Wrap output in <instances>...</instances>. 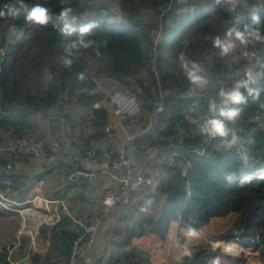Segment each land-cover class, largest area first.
<instances>
[{"label":"trees","instance_id":"1","mask_svg":"<svg viewBox=\"0 0 264 264\" xmlns=\"http://www.w3.org/2000/svg\"><path fill=\"white\" fill-rule=\"evenodd\" d=\"M190 1L197 9L187 11L159 38L163 17L176 13L183 5L180 0H0V48L6 46L4 54L0 53V140L5 131L13 137L33 140L49 136L43 156L48 161L51 156L66 155L65 177L71 168H87L82 159H70L71 148L78 144L95 146L109 137L105 125L110 120L107 106L113 99L100 83L101 78L117 80L127 92L143 99L149 110L150 96L159 94L161 87L170 90L154 128L132 139L145 172L150 173L152 167L162 169L157 201L139 214H119L106 227L101 264H166L154 263L150 251L134 244L133 238L154 232L166 239L172 220L188 229H200L213 217L230 213H235V218L227 234L239 236L245 245L259 249L264 258V71L260 75L255 58L243 54L244 50L258 51L264 59V41L249 38L247 44H242L235 36L246 29L258 30L264 36V0H222L218 4L215 0ZM252 3L258 7L248 8ZM37 5L48 10L46 25L25 19ZM64 9H71L77 29L83 24H96L83 36L85 42H90L88 46L77 43L70 54L66 46L81 37L78 31L69 37L61 33L63 22L59 16ZM145 11L155 12L157 19L141 18ZM217 36L233 44L228 53L222 54L214 47ZM182 53L199 66L206 84L216 89L229 91L237 84L243 85L247 73L252 72L254 82L240 87L245 102L231 105L239 109L234 120L219 117L221 97L209 94L205 99L188 94L192 82L180 66ZM65 58L72 61L69 66H65ZM248 88L259 95H250ZM212 104L217 106L216 111L211 110ZM51 109L64 112L68 122L49 117ZM198 111L224 119L233 135L242 136L246 161L219 138L189 132L190 117ZM80 115L92 123V132L81 129ZM139 119L145 121L149 116ZM54 139L59 141L57 145ZM196 147L204 152L194 151ZM149 150L156 153L149 155ZM173 152H180L174 165L168 162ZM111 155L117 156L118 152ZM33 157L0 152V185L12 178L25 190L32 172L25 165L35 167ZM10 161L13 166L8 169ZM78 233L72 217L63 214L55 224L41 227L40 238L50 243L45 253L32 250L31 258L35 263H48L68 255ZM12 243L7 240L1 245L0 264H11L7 246ZM180 245L184 246L182 242ZM27 247L25 237L19 248L27 251ZM189 253L170 264L217 261L206 245Z\"/></svg>","mask_w":264,"mask_h":264},{"label":"built area","instance_id":"2","mask_svg":"<svg viewBox=\"0 0 264 264\" xmlns=\"http://www.w3.org/2000/svg\"><path fill=\"white\" fill-rule=\"evenodd\" d=\"M183 5L178 9L176 13L170 15L166 19L163 17L162 25L163 29L160 30L158 37L160 38L169 26L175 24L177 19H180L181 10L184 13L187 11V7L191 4L197 5L190 0H180ZM222 0H215L218 4ZM230 7H233L230 6ZM257 8L256 3H252L248 8ZM186 8V10H185ZM193 11V10H192ZM238 12V11H237ZM177 16V17H176ZM8 39H11L9 36ZM6 46L0 48V53L3 55ZM244 55L248 57H254L255 62L258 64L257 71L259 74H263L264 71V59L259 55L258 51L244 50ZM0 64L3 60L1 56ZM203 64V61H200ZM228 91L227 89H221ZM221 90L216 89V86L211 84H204L202 87L196 84H191L188 94H193L198 97H209V94L219 96ZM218 91V92H217ZM170 95L168 88L161 87L159 94L149 97L148 102L151 104V112L149 119L145 121L140 120L137 115L124 116L128 106L139 102V98L132 92H126V103L118 104L113 116L105 125V130L109 133L118 129L123 131L128 140H132L136 136L150 132L156 122L159 114L164 111V100L166 96ZM201 98L196 99L197 103ZM49 117H59L61 121L68 122V118L64 112H60L57 109H51L49 111ZM216 118L214 114L209 112L194 113L190 117L189 132L201 133L200 127L205 121ZM81 129L84 131L92 132L94 130L90 121L81 119ZM143 124V129L137 133H131V129L137 128ZM226 125V124H225ZM229 135L227 140H231L233 136V129L226 125ZM3 138L0 140V152H8L15 157L22 154H31L35 157H40L46 154V143L49 140V136L42 140H33L25 137H13L8 131L3 132ZM237 141L231 147H226L236 154L247 157L242 153L244 139L240 135H235ZM210 138H212L210 136ZM221 140L220 137H217ZM54 144H58V140H53ZM226 146V141L221 140ZM194 151L203 153L204 149L196 147ZM118 155L112 156L110 154L109 165L107 167L98 169L91 168H71L68 170L66 177L72 182H80L82 184L81 195L86 202L93 206L106 205L107 208L116 206L121 203L127 202L131 197V204L128 207L129 214H139L148 209V207L157 201L158 188L161 180L162 169L154 168L150 169V173H146L145 170L139 164H135L131 161L130 156L127 153V145L122 144L117 150ZM164 154V152H161ZM180 152H173L169 157V164H177V155ZM70 159L77 160L82 159L84 162L98 164L102 159V154L97 151L94 145L78 144L71 148ZM13 163H8V169H11ZM108 173L113 180L117 183V188L107 187L102 192L101 196L96 197L93 193V188L99 172ZM102 203V204H101ZM0 209L8 212H14L19 214L20 225L16 239L12 245L8 244V258L11 259L12 253L17 247L22 244L23 237L28 236L30 238L27 253L24 258H29L32 249L37 248L38 235L43 225H53L58 222L63 214H67L72 217L75 225L79 228L78 235L74 238L71 245V251L68 255L62 256L51 260L47 264H78L80 258L86 254L91 248L97 238V232L99 227V216H94L92 221H85L79 218L72 208L69 201L64 196L51 195L42 189V186L31 188L27 194H23L18 183L12 178H6L0 185ZM238 234V231H236ZM255 241H260L259 238H255ZM101 264V263H99Z\"/></svg>","mask_w":264,"mask_h":264},{"label":"crops","instance_id":"3","mask_svg":"<svg viewBox=\"0 0 264 264\" xmlns=\"http://www.w3.org/2000/svg\"><path fill=\"white\" fill-rule=\"evenodd\" d=\"M100 83L108 88L111 92L112 96V103L107 106L110 112V117L113 116L114 109L118 104H125L126 97L125 93L127 92L123 85H121L117 80L111 78H101ZM151 110L143 99L139 98V102L135 104H131L128 106V109L125 112V117L130 115H137L138 117L141 116H149ZM81 116H77L81 119ZM143 124L139 125L135 129H131V133H137L138 131L143 129ZM127 137L121 130H114L109 134V137L103 139L95 144V147L101 151L102 159L98 164H92L88 162H84V165L87 168L91 169H98L107 167L109 165L110 154L116 152L122 144L127 145ZM133 146L134 143L131 140ZM135 148V146H134ZM136 149V148H135ZM156 150H149L147 151L149 155L155 154ZM4 153V152H2ZM35 167H31L30 165H25L27 169L32 171L31 179L28 182V185L25 190H22L23 194H27L29 190L33 187L42 186V189L46 191L48 194L51 195H61L64 196L70 204V207L74 211V213L81 219L85 221H92L94 216H99V227L97 232V238L91 248L84 254L78 264H99V258L103 256L105 252V240L103 239V232L105 231L106 227L113 223L116 217L128 211V207L131 204V197L125 203L118 204L113 207L107 208L104 205L93 206L86 202L81 195L82 184L80 182H72L65 177L66 166L65 161L66 155L61 157H49L47 161L44 156L40 157H33ZM25 163H21V166H24ZM107 187L117 188V183L113 178L104 172H99L98 178L95 181L93 193L96 197L101 196L102 192ZM0 209V216L1 215H9L11 218L14 217V224L9 227V232L6 234L4 240H1L0 246L7 242V240H15L18 234L19 225H20V217L19 214L14 212L4 211L2 213ZM226 216H215L213 217L209 223L205 225V229L211 226L212 222L216 219H222ZM13 220V219H12ZM202 228H200L201 230ZM189 230L187 227H182L179 224L178 220H172L170 223L168 235L166 239H162L158 234L154 232H149L147 234L136 236L133 238V243L143 248L145 250L150 251L151 259L154 263L164 262L169 264L173 262L177 257L184 254V252L190 251L192 239H190L191 235H189ZM198 231L199 229H194ZM178 232H181L186 238L184 242V246H181L178 242L177 235ZM40 234V233H39ZM204 236V233H202ZM28 239V246L30 238L25 236ZM23 237V240L24 238ZM242 238L237 235H229L226 236L219 244V249H221L220 254H222L223 258L217 259L215 264H229L231 261L235 259L243 260L245 264H264L263 256L260 255L259 249H249L251 245H245L242 242ZM50 241L40 238L38 235L37 240V248L32 249L38 252L45 253ZM231 246L232 252H226L225 248ZM238 247V248H237ZM28 248V247H27ZM185 248V249H184ZM211 248V247H210ZM253 248V247H252ZM31 250V251H32ZM257 250V251H256ZM212 252V249L210 250ZM240 252V253H239ZM27 251L20 250L19 247L15 249V251L11 255V264H47V262L40 261L35 263L31 258V253L29 258H24ZM243 254L240 256V254Z\"/></svg>","mask_w":264,"mask_h":264},{"label":"clouds","instance_id":"4","mask_svg":"<svg viewBox=\"0 0 264 264\" xmlns=\"http://www.w3.org/2000/svg\"><path fill=\"white\" fill-rule=\"evenodd\" d=\"M217 2H219V0H217ZM70 12L71 9H64L63 11H61L59 19L63 22V27L60 29V31L65 37H69L74 32L78 31L81 38L79 39L78 42H73L70 46H66L65 50L68 51L69 54H70V48L76 47L77 43H79L84 47H87L90 42H85L83 40V36L89 34L92 31V29L96 27L95 23H87L79 26V28L77 29L76 18L74 16H71ZM12 14L15 15V13ZM0 15H3V13H0ZM25 19L29 22H35L41 25H46L49 22L50 16L46 8L37 5L27 12ZM255 19L256 18L254 17V20ZM235 36L236 39L239 40L242 44H247L249 42V38L254 40L264 41V36H261L258 30L246 29L245 32L237 31ZM213 45L214 47L221 49L222 54L228 53L229 50L233 47L231 41L222 40L219 36L213 39ZM179 60H180V66L184 70L190 82L199 85L201 87L204 84H206L205 78L202 75H200L199 66L194 61L187 60L183 55V53L180 55ZM64 63L65 66H69L72 63V61L70 59L65 58ZM247 76H248V80L243 82V85L237 84L236 87H234L229 91H224V90L220 91L219 95L221 97V102H220V107L218 109L219 117H223L224 119L231 121L238 116L239 109L236 107H232L231 105H239L245 102V96L240 91V87L241 86L247 87L248 83L254 82V77L251 71L247 73ZM248 92L250 95L252 94H255V96L259 95V93L256 90L251 88H248ZM210 108L212 111L217 110V106L215 104H212ZM224 119L212 118L205 121L204 124L200 127V132L202 134H206L211 137H220L221 140L226 141V147H231L236 143L237 137L233 135L231 140H227L229 132L225 125ZM188 234L191 236H195L196 232L194 229H190ZM225 251L231 253L232 247L231 246L226 247ZM184 255H190V253L185 251Z\"/></svg>","mask_w":264,"mask_h":264},{"label":"rangeland","instance_id":"5","mask_svg":"<svg viewBox=\"0 0 264 264\" xmlns=\"http://www.w3.org/2000/svg\"><path fill=\"white\" fill-rule=\"evenodd\" d=\"M195 9H197V7L195 5H193V4H191L190 9H189V6L187 7V10H195ZM185 10H186V8H185ZM155 15H156L155 12L145 11V12H143V14H141V18L147 19V20H154V19H157V17ZM182 15H185L184 10H181V15L180 16H182ZM237 75L239 76V74H237ZM222 83L225 84V80L222 81ZM223 84H221V86ZM218 90H221V89H218ZM52 142L54 143V141H52ZM234 218H235V213H230V214L226 215V217H224L222 219H216L214 222H212L211 226L208 227L207 229H205V226H203L201 230L199 229L198 231H195L196 235L190 237V239H192V242H193L191 244H193V245L190 246L191 247L190 251H187V250L186 251L187 252H192L193 250L197 249L200 245H206L207 250L209 252L212 249L211 254H212L213 258H215L216 260L220 259V258H223V257H220V256H222L223 253L220 254L221 249H219V244H221V241L226 236L231 235V234H227L226 231L232 225V223L234 221ZM14 220H15L14 217L11 218L9 215H7V216L6 215H1L0 216V243H2L1 240L5 239L6 234L9 232L8 231L9 227L11 225H13L14 222H15ZM202 233H204V236L202 235ZM223 234H226L225 237H223ZM235 234H236V231H235ZM183 238H184V235L179 236V232H178L177 239H178L179 243L182 242L184 244L185 240H183ZM249 249L252 250L254 248L251 247ZM258 251H259L260 255H262L261 251L260 250H258ZM241 255H243V254L241 253L240 256ZM158 263H160V262H158ZM229 264H245V263H243V260L235 259L234 261H231V263L229 262Z\"/></svg>","mask_w":264,"mask_h":264},{"label":"water","instance_id":"6","mask_svg":"<svg viewBox=\"0 0 264 264\" xmlns=\"http://www.w3.org/2000/svg\"><path fill=\"white\" fill-rule=\"evenodd\" d=\"M99 102H97L95 105L99 106ZM127 153L131 158V161L135 164H139V157H138V153L136 152V149L134 148L131 140L127 141ZM187 172V170H185V173ZM102 204V203H101ZM106 206V205H104ZM242 230H239L238 233H240Z\"/></svg>","mask_w":264,"mask_h":264}]
</instances>
